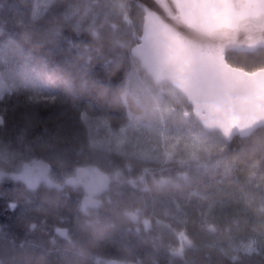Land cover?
<instances>
[{
  "label": "trees",
  "instance_id": "16d2710c",
  "mask_svg": "<svg viewBox=\"0 0 264 264\" xmlns=\"http://www.w3.org/2000/svg\"><path fill=\"white\" fill-rule=\"evenodd\" d=\"M143 18L131 0H0L10 88L0 92V264H264V126L231 141L203 129L187 99L132 56ZM226 60L254 71L264 48ZM100 124L198 135L214 148L141 160L123 140L116 156L92 139ZM40 158L58 182L83 165L107 172L101 205L82 210L80 187L29 190L9 176Z\"/></svg>",
  "mask_w": 264,
  "mask_h": 264
},
{
  "label": "water",
  "instance_id": "95a60500",
  "mask_svg": "<svg viewBox=\"0 0 264 264\" xmlns=\"http://www.w3.org/2000/svg\"><path fill=\"white\" fill-rule=\"evenodd\" d=\"M131 1L145 17L131 54L155 84L169 83L187 99L202 128L219 132L226 141L264 126V67L246 71L226 60L229 51L264 48V0ZM9 176L29 190L42 183L81 187L82 210L98 208L111 182L107 172L88 164L59 183L41 158L23 163ZM206 229L216 231L213 225ZM57 232L67 236L64 228ZM105 264L125 263L110 259Z\"/></svg>",
  "mask_w": 264,
  "mask_h": 264
},
{
  "label": "rangeland",
  "instance_id": "374dc122",
  "mask_svg": "<svg viewBox=\"0 0 264 264\" xmlns=\"http://www.w3.org/2000/svg\"><path fill=\"white\" fill-rule=\"evenodd\" d=\"M9 90L8 85L0 77V92ZM90 133L95 141L100 139L107 143L116 156H120V145L123 140H127V150L131 153V158L137 156L141 160L155 159L160 155L163 157L173 149L187 156H203L214 148V142L206 140L205 137L178 136L164 131L157 132L151 127L143 128L141 132H134V134L132 131L124 134L122 130H112L107 125L100 124L99 127L90 128ZM130 216L134 221L139 219L136 212L130 213ZM144 225H147L146 221H144ZM99 263L105 264V260L99 261Z\"/></svg>",
  "mask_w": 264,
  "mask_h": 264
},
{
  "label": "bare ground",
  "instance_id": "6f19581e",
  "mask_svg": "<svg viewBox=\"0 0 264 264\" xmlns=\"http://www.w3.org/2000/svg\"><path fill=\"white\" fill-rule=\"evenodd\" d=\"M216 46L213 47V49H215Z\"/></svg>",
  "mask_w": 264,
  "mask_h": 264
}]
</instances>
